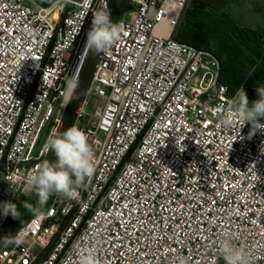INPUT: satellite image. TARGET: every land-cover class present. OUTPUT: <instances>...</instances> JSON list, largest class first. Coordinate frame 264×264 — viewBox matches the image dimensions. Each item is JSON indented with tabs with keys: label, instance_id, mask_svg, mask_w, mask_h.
I'll use <instances>...</instances> for the list:
<instances>
[{
	"label": "built area",
	"instance_id": "2783aa9c",
	"mask_svg": "<svg viewBox=\"0 0 264 264\" xmlns=\"http://www.w3.org/2000/svg\"><path fill=\"white\" fill-rule=\"evenodd\" d=\"M187 1L132 0L117 21L124 35L88 94L101 102L89 115L87 96L74 124L94 150V174L72 198L53 194L42 219L11 230L0 214V264H80L88 251L98 264H218L226 239L264 264V135L248 139L245 124L239 139L238 120L221 124L236 93L218 83V58L172 39ZM109 8L0 0V202L33 193L27 176L80 77L93 18ZM20 230L25 242L5 247Z\"/></svg>",
	"mask_w": 264,
	"mask_h": 264
},
{
	"label": "clouds",
	"instance_id": "9594fccd",
	"mask_svg": "<svg viewBox=\"0 0 264 264\" xmlns=\"http://www.w3.org/2000/svg\"><path fill=\"white\" fill-rule=\"evenodd\" d=\"M123 35V25L113 23L109 12L99 13L94 16L92 27L87 34L86 48L95 55L106 53L121 40ZM78 87V78L68 82L64 99L65 107L73 99H79L76 92ZM256 92L259 99L250 104L244 88L240 87L224 109L225 116L221 124L232 127L238 120L240 122L239 139H243L241 130L245 124L251 125L248 139H251L257 131L264 135V122H262L264 121V86L256 87ZM186 147V145L183 146L181 153L186 150ZM50 150L54 152L57 161L50 162L45 159L42 163H38L27 176L28 188L35 190L38 206L34 207L25 202L23 207L37 220L44 217L45 213L42 209L53 194L72 198L76 188L95 171L94 150L88 142L86 133L76 125L70 126L63 132L58 130L53 132L44 145L46 153ZM261 155H264V147L261 148ZM252 165L255 166V163ZM9 190L12 193L15 192L11 186ZM0 214L5 217L11 215L13 219H19L21 215L17 205L11 201L0 202ZM2 242L5 247L9 245L18 247L25 242V236L20 230L15 235H5ZM219 252L226 264H248L243 249L235 246L230 240L226 239L220 244ZM80 264H98V261L94 253L88 251L81 256Z\"/></svg>",
	"mask_w": 264,
	"mask_h": 264
},
{
	"label": "trees",
	"instance_id": "16d2710c",
	"mask_svg": "<svg viewBox=\"0 0 264 264\" xmlns=\"http://www.w3.org/2000/svg\"><path fill=\"white\" fill-rule=\"evenodd\" d=\"M39 4L49 5L55 0H36ZM230 1L237 0H194L193 6L180 30L178 40L199 50L214 55L221 63V81L234 95L243 87L249 102L259 99L253 78L261 76L264 80V68L260 69L256 61L264 55V31L244 28L237 24L234 16L223 11ZM248 64L249 76L246 83L233 84L227 76H236L243 66ZM250 73V74H249Z\"/></svg>",
	"mask_w": 264,
	"mask_h": 264
},
{
	"label": "rangeland",
	"instance_id": "374dc122",
	"mask_svg": "<svg viewBox=\"0 0 264 264\" xmlns=\"http://www.w3.org/2000/svg\"><path fill=\"white\" fill-rule=\"evenodd\" d=\"M230 2L231 3H228V5L223 7L222 10L232 13L238 25L244 28L255 29L260 32L264 31V0H239ZM126 18H128L127 15ZM256 64L260 67V69L264 68V61H256ZM247 69L248 64H246V68L244 65L242 70H239L236 73V76L229 75L227 76V78H230L229 80L235 85L240 83H246V80L249 79V77H246L249 76L247 75L249 72H247ZM251 81L256 83L258 86H264V80L261 76L253 78L251 79ZM223 84L226 85V83ZM87 101L88 105L85 109L89 115H93L101 101L99 98L93 96L92 94L88 96ZM25 202L32 204L34 207L38 206V197L35 193V190L30 196H18L15 204L17 205L18 211L21 213V215L19 219H13L11 217L9 224V228L11 230L21 226L32 215L31 212H29L26 208L23 207V204ZM218 264H226V262L220 260Z\"/></svg>",
	"mask_w": 264,
	"mask_h": 264
},
{
	"label": "water",
	"instance_id": "95a60500",
	"mask_svg": "<svg viewBox=\"0 0 264 264\" xmlns=\"http://www.w3.org/2000/svg\"><path fill=\"white\" fill-rule=\"evenodd\" d=\"M193 4H194V0H188L186 3L179 24L176 27L174 34L172 36V39L176 42H180L178 40V35L188 16V12L190 8L193 6ZM131 7H132V0H110V8L108 11L110 14V20L113 23H117L120 17L125 13H127L131 9ZM197 50L199 51V49ZM102 55L103 53L95 55L89 51L87 58L84 62V65L82 67L80 77L78 79L79 87L77 88L76 92L79 95V99H73L70 103H68L56 131L58 130L59 132H63L67 130V128L75 124L79 111L82 108L89 94L93 82V78ZM221 78H222V68L220 63L218 83L221 82ZM45 159H47L50 162L57 161V157L55 156L54 152L51 150L47 153Z\"/></svg>",
	"mask_w": 264,
	"mask_h": 264
},
{
	"label": "crops",
	"instance_id": "0c3cea01",
	"mask_svg": "<svg viewBox=\"0 0 264 264\" xmlns=\"http://www.w3.org/2000/svg\"><path fill=\"white\" fill-rule=\"evenodd\" d=\"M237 1H239V0H237ZM228 3H231V2H228ZM228 3L227 4H225V6H227L228 5ZM224 6V7H225ZM264 11V10H263ZM230 13V12H229ZM232 16H234L232 13H230ZM261 57V59L259 60L260 62H263L264 61V55H261L260 56Z\"/></svg>",
	"mask_w": 264,
	"mask_h": 264
},
{
	"label": "flooded vegetation",
	"instance_id": "af4514ba",
	"mask_svg": "<svg viewBox=\"0 0 264 264\" xmlns=\"http://www.w3.org/2000/svg\"><path fill=\"white\" fill-rule=\"evenodd\" d=\"M261 59V57H259L258 59H257V61H259ZM260 62V61H259Z\"/></svg>",
	"mask_w": 264,
	"mask_h": 264
}]
</instances>
